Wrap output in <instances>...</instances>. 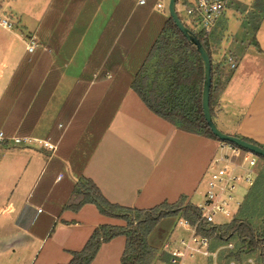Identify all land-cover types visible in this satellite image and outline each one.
Returning a JSON list of instances; mask_svg holds the SVG:
<instances>
[{
  "label": "crops",
  "instance_id": "0c3cea01",
  "mask_svg": "<svg viewBox=\"0 0 264 264\" xmlns=\"http://www.w3.org/2000/svg\"><path fill=\"white\" fill-rule=\"evenodd\" d=\"M54 1L0 0V19L12 23L0 25V130L57 145L53 152L0 147V264L66 263L97 225L124 223L91 203L64 208L79 175L122 206L150 208L180 197L196 205L210 160L226 150L222 141L183 131L150 111L126 86L122 63L114 64L118 74L102 73L114 46L130 45L119 34L137 0H66L59 13ZM254 1L224 0L207 41L215 66L214 122L264 146V13ZM145 3L169 15L168 0ZM67 9L75 19L91 17L83 33L99 18L95 41L83 52L85 34L73 23L51 22ZM176 10L192 25L183 0ZM27 35L38 41L31 53ZM255 166L253 184L240 189L242 202L254 185ZM124 246L123 235L102 243L92 264H122Z\"/></svg>",
  "mask_w": 264,
  "mask_h": 264
},
{
  "label": "trees",
  "instance_id": "16d2710c",
  "mask_svg": "<svg viewBox=\"0 0 264 264\" xmlns=\"http://www.w3.org/2000/svg\"><path fill=\"white\" fill-rule=\"evenodd\" d=\"M65 1H54L56 12L59 13ZM76 1L71 0V3ZM254 4L264 13V0H255ZM89 8L88 3L87 9ZM64 12L61 17L57 14L50 18L51 22L58 25L73 23L82 32L91 21V17L85 15L75 19L71 10ZM190 21L192 25L182 22L195 33L210 58L209 107L213 119L215 66L207 35L200 29H194L196 19L190 18ZM119 40L128 41L129 47L121 48L116 44L113 53L104 61L102 73L111 70L118 74L114 64L122 63L126 86L135 91L150 111L183 131L218 139L207 125L202 110V58L195 45L184 37L171 17L151 11L148 3L139 4L121 29ZM239 137L258 144L250 138ZM260 158L264 159L261 156ZM250 195L251 190L244 200ZM85 203L94 204L101 214L121 219L124 223L97 225L81 249L70 251L68 262L56 264H92L101 244L119 235L125 237V246L120 257L122 264H153L160 256L159 251L149 244L148 236L160 220L181 215L194 223L199 217L197 206L186 201L184 197L175 202L163 201L150 208L127 207L110 202L90 178L79 175L64 208L76 211ZM203 228L207 229L209 225L200 223L198 229L202 231ZM220 228L224 235L238 236L247 251H257L258 259L264 264V229L258 232L249 221L238 216Z\"/></svg>",
  "mask_w": 264,
  "mask_h": 264
},
{
  "label": "built area",
  "instance_id": "2783aa9c",
  "mask_svg": "<svg viewBox=\"0 0 264 264\" xmlns=\"http://www.w3.org/2000/svg\"><path fill=\"white\" fill-rule=\"evenodd\" d=\"M137 2L144 4L146 0ZM156 6L162 8V3L159 1ZM224 8V0H183L185 14L196 19L205 35L211 32ZM0 25L10 28L12 23L2 18ZM24 44L29 53L38 47L33 35L25 36ZM7 143L40 147L51 152L57 148L56 143L44 138L32 135L8 136L0 130V147ZM222 147L226 150L210 160L204 174L202 201L196 204L198 219L191 223L183 216H177L174 227L179 226L187 232L170 233L160 246V257L153 264H261L256 251H247L238 236L224 235L220 228L236 217L242 203L241 196H238L240 185L248 187L253 184V168L258 156L229 142L222 141ZM200 223L209 225V228L200 231Z\"/></svg>",
  "mask_w": 264,
  "mask_h": 264
},
{
  "label": "rangeland",
  "instance_id": "374dc122",
  "mask_svg": "<svg viewBox=\"0 0 264 264\" xmlns=\"http://www.w3.org/2000/svg\"><path fill=\"white\" fill-rule=\"evenodd\" d=\"M94 20L95 21H93L92 26H90L86 32L79 33V35L85 34V37H83L84 45H82V48L79 50V52H83L84 46H88L89 44L95 41L96 28H97L96 26L99 22V18ZM194 29L196 30L199 29L197 24L194 25ZM255 169L257 176L253 187L250 189L251 195L242 202L241 205L242 208H240L236 216L246 219L251 223V225L256 231L262 232L264 229V161H262V158H260L259 156H258V163L255 166ZM240 186H242L241 189L244 191L245 187H243V185ZM250 190L247 191V194L250 192ZM240 195L238 194V196ZM194 201L198 202L199 198L198 200H194ZM177 216L161 219L160 222L156 225V227L148 236L149 244L155 247L158 251L160 250V246L162 245V242L165 240L168 232H171L173 229H175V231L181 229V227L179 226L174 227L175 222L177 221L176 219ZM183 230L181 229V231ZM185 232L187 231L185 230ZM42 252L43 250L41 251L40 254H42Z\"/></svg>",
  "mask_w": 264,
  "mask_h": 264
},
{
  "label": "water",
  "instance_id": "95a60500",
  "mask_svg": "<svg viewBox=\"0 0 264 264\" xmlns=\"http://www.w3.org/2000/svg\"><path fill=\"white\" fill-rule=\"evenodd\" d=\"M176 2L177 0H168L169 16L173 20L174 24L178 27V29L182 32L184 37L195 45L197 51L199 52L202 58L203 68H204V80L202 87V110L207 125L209 126L213 135H215L221 141L232 143L240 148H243L245 150L254 153L259 157L260 156L264 157V147L249 142L239 136L223 132L218 128L216 123L213 121L209 107V93H210V85H211L210 58L208 52L206 51V49L204 48L198 37L195 35V33L191 29H189L186 25H184V23L180 19L178 12L176 10Z\"/></svg>",
  "mask_w": 264,
  "mask_h": 264
}]
</instances>
